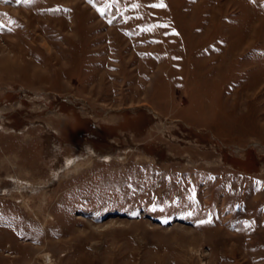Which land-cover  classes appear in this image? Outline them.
<instances>
[{
	"label": "rangeland",
	"instance_id": "1",
	"mask_svg": "<svg viewBox=\"0 0 264 264\" xmlns=\"http://www.w3.org/2000/svg\"><path fill=\"white\" fill-rule=\"evenodd\" d=\"M0 264H264V0H0Z\"/></svg>",
	"mask_w": 264,
	"mask_h": 264
},
{
	"label": "snow or ice",
	"instance_id": "2",
	"mask_svg": "<svg viewBox=\"0 0 264 264\" xmlns=\"http://www.w3.org/2000/svg\"><path fill=\"white\" fill-rule=\"evenodd\" d=\"M17 2H22V3H30L31 0H17Z\"/></svg>",
	"mask_w": 264,
	"mask_h": 264
}]
</instances>
